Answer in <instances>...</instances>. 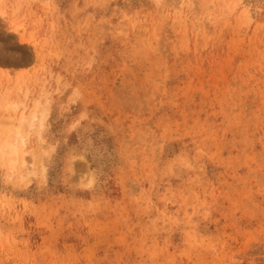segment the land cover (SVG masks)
<instances>
[{"label":"rangeland","instance_id":"1","mask_svg":"<svg viewBox=\"0 0 264 264\" xmlns=\"http://www.w3.org/2000/svg\"><path fill=\"white\" fill-rule=\"evenodd\" d=\"M9 102L0 264H264V0H0Z\"/></svg>","mask_w":264,"mask_h":264},{"label":"bare ground","instance_id":"2","mask_svg":"<svg viewBox=\"0 0 264 264\" xmlns=\"http://www.w3.org/2000/svg\"><path fill=\"white\" fill-rule=\"evenodd\" d=\"M39 104L37 103L35 107H33V110L30 112L29 116H26L27 114L26 115L22 114L20 119L18 120L19 121L18 125L15 123V125L13 126H12L13 123H10L11 120H9L10 118H8L7 113L14 115V118H15L16 112L18 110V104L16 102H9V103H6L2 107L1 112L4 114V117L2 119L0 118V123H1V126H0V156L3 160H5L6 165L8 166V169L11 172L17 169L18 166L16 167V165L19 162H21V165L23 168H26V164L28 163V160H29L26 157L28 154H32V152L28 153L24 150V147L26 146V142H25L26 136L21 133V130L25 125L26 127H28V130L29 128H33L36 122L39 124V125L37 124L38 126L43 125L44 119L47 116H46L45 109L40 110V108L42 107H40L41 105ZM26 169L28 170V168Z\"/></svg>","mask_w":264,"mask_h":264}]
</instances>
